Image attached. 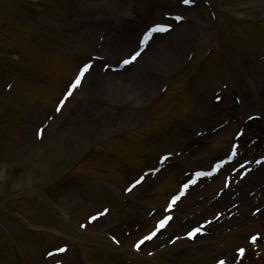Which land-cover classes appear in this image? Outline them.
Masks as SVG:
<instances>
[{"label": "rangeland", "instance_id": "obj_1", "mask_svg": "<svg viewBox=\"0 0 264 264\" xmlns=\"http://www.w3.org/2000/svg\"><path fill=\"white\" fill-rule=\"evenodd\" d=\"M0 21V264H264V0H0Z\"/></svg>", "mask_w": 264, "mask_h": 264}, {"label": "snow or ice", "instance_id": "obj_2", "mask_svg": "<svg viewBox=\"0 0 264 264\" xmlns=\"http://www.w3.org/2000/svg\"><path fill=\"white\" fill-rule=\"evenodd\" d=\"M191 2H192V0H182V3H184V4H190ZM180 18H181V17H176V19H180ZM158 30H160V31H164V30H165V27H164V26H161ZM141 43H143V41H141ZM137 55H139V53H133V54L131 55L130 59H135ZM128 62H129V60H125V61H124V63H128ZM88 67H89V66H88L87 64L84 65V68L82 69V72H83L84 70H86ZM79 81H80V77L77 76V79H76V81H75V84H78ZM75 84H74L73 86H75ZM217 99H219V97H217ZM61 103H63V102H61ZM57 110H59V109H57ZM142 179H143V177L140 178V180H142ZM140 180L135 181V183H137V184L140 183ZM184 187L187 188L188 185H184ZM178 199H179V197H173V198H172V202H170V203L168 204V209H166V211H167V210H170V209L173 207V204L175 203V201L178 200ZM104 212H107V209H105ZM99 215H103V213H97V216H99ZM90 219L94 220V219H96V217H95V216H94V217H90ZM170 219H171V216H170V215H169V216H165L163 219H161L160 221L157 222L158 227H161V228L164 227V225H165ZM83 226H84V225H81V227H83ZM199 231H200L199 228H193V229H191L190 231H188V232L186 233V235L189 236V237H192L194 233H197V232H199ZM154 234H155V232L149 233L148 236H146V237H144L142 240L138 241L137 244L134 245V247H138L139 244L143 243V240L151 239L152 235H154ZM253 239H255V237H253ZM57 250H58V251H64L65 249H64V248H59V249H57ZM239 251L242 252L243 249H239ZM49 255H51V254H49ZM57 264H59V261H57ZM220 264H223V261H221Z\"/></svg>", "mask_w": 264, "mask_h": 264}, {"label": "bare ground", "instance_id": "obj_3", "mask_svg": "<svg viewBox=\"0 0 264 264\" xmlns=\"http://www.w3.org/2000/svg\"><path fill=\"white\" fill-rule=\"evenodd\" d=\"M120 86V85H118ZM253 179H251L250 181H245L242 185H239L240 188H237V193H236V197L241 201L244 197L243 193L245 191V189L247 188L246 186L252 184ZM243 201V200H242Z\"/></svg>", "mask_w": 264, "mask_h": 264}]
</instances>
